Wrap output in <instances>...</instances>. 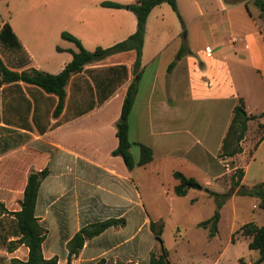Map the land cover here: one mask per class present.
<instances>
[{"label":"crops","instance_id":"0c3cea01","mask_svg":"<svg viewBox=\"0 0 264 264\" xmlns=\"http://www.w3.org/2000/svg\"><path fill=\"white\" fill-rule=\"evenodd\" d=\"M138 1L0 0V58L14 72L36 69L58 75L73 60L70 51H79L62 39L64 32L88 51L111 48L136 33L137 18L129 9L102 4L129 6ZM217 1L218 8H213L202 0H177L183 23L168 4L155 8L148 18L142 78L129 119L133 146L144 144L153 150V161L144 167L130 171L120 156L113 155L119 143L116 124L134 79V51L87 65L72 76L59 116L54 115L59 103L55 95L23 82L0 85V194L13 192L4 187L6 178L23 180L19 208L8 214L11 222L0 206V252L9 264L28 258L25 246H11L19 240L13 213L21 209L28 177L45 169L49 174L42 181L36 207L46 230L45 259L67 264L68 244L82 228L124 219L123 226L87 241L71 264H140L134 261L138 252L149 264L151 254L158 257L162 251L150 250L143 238H155L151 222L163 220L166 225V221L162 214L150 215L148 210L161 200L175 214L182 204L179 199L200 213L197 227L220 212L218 234L208 240L216 241L223 227H228L230 237L214 264H222L230 245H241L237 264H253L259 258L258 251L249 249L250 238L237 235L232 240L246 224L264 227L256 205L250 209L253 198L234 191L226 206L218 209L205 190L229 192L236 168L244 171L243 186L264 183V137L260 140L264 131L259 130L264 126V20L253 0L246 1V10L237 4L244 0ZM5 26L12 32L6 36L8 45L1 40ZM184 43L187 51L179 57ZM239 99L244 100L248 115L259 118L249 124L242 153L223 159V140ZM132 151L138 161L140 149ZM176 172L194 179L202 189L188 188L186 196L178 197ZM130 225L135 227L133 233L124 234ZM139 236L136 248L130 246ZM184 236L178 229V240ZM111 238L113 243L104 245ZM19 251L23 258L17 256Z\"/></svg>","mask_w":264,"mask_h":264},{"label":"trees","instance_id":"16d2710c","mask_svg":"<svg viewBox=\"0 0 264 264\" xmlns=\"http://www.w3.org/2000/svg\"><path fill=\"white\" fill-rule=\"evenodd\" d=\"M253 1L254 5L261 11V18L264 20V0ZM163 4H168L183 23L179 13L177 0H139L135 4H131L129 6L113 2H104L102 4L103 7L129 9L136 16L137 31L134 35L111 48H97L95 51L91 52L86 50L82 46L80 40L75 36L64 32L62 34V39L74 43L79 51H70L73 55V60L67 64L60 74L52 75L36 69L26 70L22 73L14 72L9 70L0 58V85L23 82L25 84L37 86L47 94L55 95L58 97L59 103L54 115L59 116L64 108L66 99V86L72 76L81 73L87 65L103 61L117 54L134 51L136 53V59L133 66L134 79L128 87L122 106L121 116L116 124V137L119 143L117 149L114 150L113 155L120 156L130 171L137 167H144L153 161V150L144 144H139L140 158L138 161L134 159L132 155L133 144L129 136V119L134 108L139 83L142 78V53L144 38L146 35L147 21L151 12ZM8 34L12 35L11 29L10 27L5 26L1 34V40L6 45H8V38H6ZM186 47L187 45L184 43L181 50L179 51V57H182V55L185 54L187 51ZM58 50L60 51L61 49L58 48ZM173 66L174 65L172 64L170 69H172ZM258 118L259 116L248 115L244 100H238V103L233 110V119L231 125L225 139L223 140L220 158H234L242 153V142L245 140L248 134L249 124ZM259 130L264 131V126L260 125ZM263 137L264 133L260 140H262ZM48 174V170L45 169L39 173L34 172L28 177L23 200L21 202V209L20 211L13 213L16 219L17 235L19 240L17 242H13L11 246L18 243L19 245L25 246L29 253L26 261L13 259L11 264H59L58 259L54 258L48 260L45 259L43 255L42 245L46 239V230L36 216V207L41 184ZM174 177L179 181V185L176 186L174 190L178 197L186 196L188 193V187L196 184L194 179L187 178L179 172L174 173ZM243 178V169L236 168L230 177L231 190L229 192L221 195L210 190L205 191L216 200L218 209L222 208L225 200L228 199L232 193H234V191H237V194L241 196L259 198L261 200L260 206L262 209H264V183H260L252 188H248L241 184ZM219 222L220 212L217 211L212 218L200 223L199 228L207 230L208 238L213 239L218 234ZM124 224V219H109L107 221L99 222L82 228L68 244L69 255L67 264H71L72 260L79 255L87 241L100 236L112 227ZM150 229L155 235L156 240L160 242L162 254L158 257L155 254H151L149 264H172L169 258V252L164 246L163 234L165 224L163 220L151 222ZM237 235L250 238L249 249L259 252V258L253 264H263L264 227H259L254 223H249L244 225L240 230L233 234L232 240L234 242ZM242 261L243 260H240V263Z\"/></svg>","mask_w":264,"mask_h":264},{"label":"rangeland","instance_id":"374dc122","mask_svg":"<svg viewBox=\"0 0 264 264\" xmlns=\"http://www.w3.org/2000/svg\"><path fill=\"white\" fill-rule=\"evenodd\" d=\"M246 1L247 0L240 1L237 2V4H243V8L246 10L244 5ZM202 2L204 3V5L209 4L213 8H218L219 5L217 0H202ZM229 5H234V3L232 4L226 2V6ZM171 12L172 14H175L174 16H176L175 18L178 21V15L172 9ZM195 36L196 42L201 44L203 40L200 38V34L196 33ZM192 44L196 45L195 41H193ZM132 149L139 152V148L136 145H134ZM227 164L232 165L233 163L228 162ZM136 178V175H134V179ZM228 179L229 178L226 177V183L228 182ZM248 183H250V180L248 181ZM4 184V187L11 190L13 189V192L7 193L6 195L4 194V192L0 194L1 211L3 214H5V220H7L8 222L10 220L11 222V218L8 214H10L9 212H12L13 210L19 208L18 203L21 198V191L23 189V180L22 178H15L14 180L13 178L11 180L9 178H6V183ZM4 196H9L10 198H5ZM251 198L253 199H251L250 209L253 207V205H256V207L258 208L257 214L259 213L260 215L264 216V211L260 206L261 200L257 197ZM230 200V197L226 199L223 206H226V204ZM179 201H181L182 204H179L177 208L178 212H175V214L169 213L170 210L168 208V205L161 200L155 201L154 206L152 208H149L148 210L150 215L162 214L163 216H165L166 225L164 229L163 240L165 243V247L169 252L171 262L173 264H214L218 258L219 251L224 250L227 246L230 237L228 227L222 228L220 236L216 239V241H209L207 231L197 227L195 224V222L200 218V213L191 210L183 200L179 199ZM206 210H208V208L204 210V215L206 213ZM134 228V226L130 225L129 228L124 231V234L131 235L134 231ZM178 229L181 232L185 233L183 240H178ZM141 238L142 236H139L136 241L130 242L129 245L133 246V248H136V243ZM143 242L144 244H146V247H149L150 250L161 253L162 249L160 242L157 241L154 236H150L149 240L147 236H144ZM112 243L113 238H111L110 240L106 239L104 245H111ZM226 251L227 252L225 253V256L222 258V264H237V257L241 251V245H230V247ZM16 254L20 258L24 257L23 251H19ZM11 256L15 255L13 254ZM135 257L136 258H134V261H139L140 264H145L143 263V253L138 252ZM8 260L9 259L6 258L4 253L0 252V264H9Z\"/></svg>","mask_w":264,"mask_h":264},{"label":"water","instance_id":"95a60500","mask_svg":"<svg viewBox=\"0 0 264 264\" xmlns=\"http://www.w3.org/2000/svg\"><path fill=\"white\" fill-rule=\"evenodd\" d=\"M189 189H197V190H201L202 189V187H200L199 185H191V186H189L188 187Z\"/></svg>","mask_w":264,"mask_h":264},{"label":"built area","instance_id":"2783aa9c","mask_svg":"<svg viewBox=\"0 0 264 264\" xmlns=\"http://www.w3.org/2000/svg\"><path fill=\"white\" fill-rule=\"evenodd\" d=\"M232 41H233V42H237V38H233V40H232ZM207 52H209V53H210V52H211V50H210V49H208V50H207Z\"/></svg>","mask_w":264,"mask_h":264}]
</instances>
